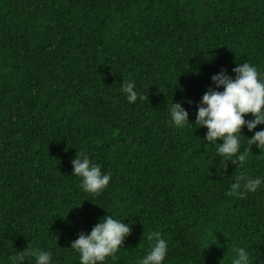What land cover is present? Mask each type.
<instances>
[{"label":"trees","instance_id":"16d2710c","mask_svg":"<svg viewBox=\"0 0 264 264\" xmlns=\"http://www.w3.org/2000/svg\"><path fill=\"white\" fill-rule=\"evenodd\" d=\"M246 61L264 74V0H0V264L33 248L79 264L72 242L107 215L131 231L104 264H138L151 232L163 264H231L239 247L264 264V185L227 196L241 169L194 124L211 77ZM82 153L111 175L99 194L72 174ZM250 154L264 178V149Z\"/></svg>","mask_w":264,"mask_h":264},{"label":"clouds","instance_id":"9594fccd","mask_svg":"<svg viewBox=\"0 0 264 264\" xmlns=\"http://www.w3.org/2000/svg\"><path fill=\"white\" fill-rule=\"evenodd\" d=\"M232 72L234 76H229L221 69L211 77L214 87L201 97L194 124L207 130L204 141L215 148L222 165L226 161L238 164L241 172L226 195L244 198L264 185V178L251 177L245 168L251 155V146L255 145L259 151L264 149V128L254 131L257 126H264V74L247 61L236 64ZM121 91L126 94L129 103L145 98L130 80L122 81ZM181 104L172 103L169 112V123L177 129L192 125L188 122L189 113ZM249 115L251 119H245ZM242 129H247L253 135L245 138ZM241 137L248 142L243 151ZM72 168L73 176L81 178V188L86 193L99 194L111 180V175L102 173L101 167L93 164L84 153L76 155L72 160ZM130 231L129 223L107 215L93 226L90 233H81L72 242L71 249L79 253V264H104L107 258H114ZM147 238L152 242L150 249L138 260V264H163L168 254L167 241L159 232L148 233ZM26 255L33 257L35 264H53L52 254L39 248L17 252L10 257L11 264H24ZM231 264H253L250 252L244 247L236 248Z\"/></svg>","mask_w":264,"mask_h":264}]
</instances>
